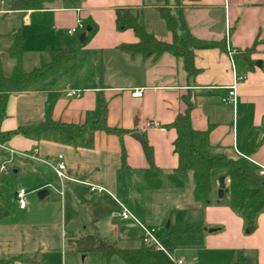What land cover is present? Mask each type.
Instances as JSON below:
<instances>
[{"label":"crops","instance_id":"crops-1","mask_svg":"<svg viewBox=\"0 0 264 264\" xmlns=\"http://www.w3.org/2000/svg\"><path fill=\"white\" fill-rule=\"evenodd\" d=\"M9 1L0 0V58L6 77L16 65L8 55L14 31L23 38L26 72L49 62L48 49L76 44V58L34 90L10 96L0 120V144L14 151H5L7 166L17 168L20 179L30 176L36 190H48L46 197L54 192L65 208L63 214L51 215V209L27 200L22 210L14 192L7 214H0V261L124 264L118 258L107 263L99 253H79L74 243L94 232L120 249H140L139 224L155 228L158 223L156 235L184 264H233L239 251L264 264V214L256 231L246 235L243 218L219 201L220 172L214 202H198L192 175L182 180L177 174V132L169 128L191 101L193 128L209 131V154L242 158L264 168V0H170L173 13L182 14L195 38L226 46L196 50L194 75L188 74L182 58L169 53L154 61L119 50L138 38L132 29H118V9H141L146 30L160 41L173 42L156 0H80L75 7L56 1L37 11H10ZM228 42L236 52V73L246 76L238 85L235 106L222 101L234 81ZM72 90L80 96H68ZM137 90L142 97H132ZM46 123L84 128L85 133L67 143L55 132L9 136ZM152 123L162 129L150 127ZM138 137L152 148L151 158ZM60 155L68 176L63 195L52 168L42 162L55 163ZM90 184L107 192H92ZM120 203L137 222L121 217ZM156 251L150 264H172L164 252L165 260H157Z\"/></svg>","mask_w":264,"mask_h":264},{"label":"trees","instance_id":"trees-1","mask_svg":"<svg viewBox=\"0 0 264 264\" xmlns=\"http://www.w3.org/2000/svg\"><path fill=\"white\" fill-rule=\"evenodd\" d=\"M56 1H61L70 7L78 6L80 2V0H10L8 10H43ZM156 2L161 7L160 16L167 29L173 33V42L160 41L146 30L141 9H118L116 11L118 29H132L138 38V42L135 44L119 47L120 51L132 57L142 56L154 61L161 55L169 53L182 58L188 74L194 75L197 72L194 66V52L196 50L226 49L224 44L195 38L189 32L182 14L173 13L170 0H156ZM179 32H183L184 35H180ZM11 36L13 44L8 49V55L16 60V65L13 68L12 75L6 77L0 58V120L4 115L10 96L34 90L42 83L61 74L76 58V44H71L60 50L48 49L49 62L26 72L23 69L24 49L21 32L19 30L14 31ZM193 108V103L187 101L185 112L179 114L169 126L177 132V138L174 142V152L179 160L177 174L182 180H187L192 175L195 185V199L200 203L210 205L216 197V172H220L221 176L226 177L229 182L226 185L224 197L219 201L225 202L236 214L243 218L244 232L246 235H251L257 229L258 217L264 214V175L260 174L259 167L242 158H233L223 154H209L206 151L209 131H198L193 128L191 123ZM31 132L38 134L55 132L60 135L63 142L67 143L82 137L85 129L46 123L33 130L19 129L9 133V136L16 133L28 134ZM138 139L146 156L151 158L152 148L147 140L140 137ZM0 142H4V140L1 139ZM7 159H9V153L0 149V167L2 162ZM124 159L125 153L123 151ZM19 177V170L13 166H7L4 172H0V204L8 209L12 204L6 199L4 188L13 189L16 192ZM2 218L0 216V221ZM74 244L77 252L82 254L99 253L107 263H110L113 258H118L124 264H150L153 251L152 248H148L144 244L140 249H120L116 243L109 242L94 232H88L76 240ZM8 263L0 261V264ZM233 264L256 263L250 260L243 251H239Z\"/></svg>","mask_w":264,"mask_h":264},{"label":"built area","instance_id":"built-area-1","mask_svg":"<svg viewBox=\"0 0 264 264\" xmlns=\"http://www.w3.org/2000/svg\"><path fill=\"white\" fill-rule=\"evenodd\" d=\"M79 28H82L81 23L79 24ZM70 33H72V34L76 33V29H72L70 31ZM227 54H228V57H229L231 64H232V69L234 72V81H233V84L228 88V92H227L226 96L222 99V101H223V103H225L227 105L235 106L237 103V97H238V90H237L238 85L246 79V76L245 75H238L236 73V67H235L236 52L230 47L229 42L227 44ZM142 95H143L142 91L137 90L132 94V97L140 98V97H142ZM68 96L79 97L80 94L77 91L72 90V91L68 92ZM149 126L150 127L153 126V127H157L159 129H162L161 127H158L156 125V123L149 124ZM0 149L9 152L11 155L14 154V151L6 149V147L3 144H0ZM27 158L37 159L36 157H33V156L32 157L30 156ZM42 162L47 164L48 166H50L52 168L56 178L59 180V184H60L59 193L61 195H63L64 183L66 180H68V176L66 175L67 165H66V162L64 160V157L62 155H60L58 157V160L55 163H52L50 161H45V160H42ZM8 164H9V162H7V161L2 163V165L0 167V172H4L6 170V167ZM259 168H260V174L264 175V168L263 167H259ZM89 186H90V190L92 192H97V193L107 192V190L103 187H100L97 185H91V184ZM27 196H28V192L24 188H19L16 190L15 202H16L17 206L19 207V209L24 210L28 206ZM119 205H120V209H121L120 215L124 220L133 219L137 222L136 218L129 211V209L127 207H125L121 203ZM139 226L142 230V242L146 247L152 248V249L157 250V251L164 252L171 259L172 264H184V262L182 260L174 259L170 255L169 251L166 249V247L162 244V242L160 241V239L156 235L157 230L155 228L147 227V226H144L142 224H139Z\"/></svg>","mask_w":264,"mask_h":264},{"label":"rangeland","instance_id":"rangeland-1","mask_svg":"<svg viewBox=\"0 0 264 264\" xmlns=\"http://www.w3.org/2000/svg\"><path fill=\"white\" fill-rule=\"evenodd\" d=\"M184 35V33L182 34V36ZM129 55V54H128ZM131 56V55H130ZM31 177H22L21 179H19V182L16 186V189L19 188H24L27 192H29L28 196H27V200L30 201L32 203V205H34V207L36 206L39 209H43V210H49L51 209L52 211H49V213L51 215H56V214H63L65 211V208H63V204L60 203V198L54 193L51 192V194L46 197L44 200L39 199L38 197V192L39 190H36L34 186H32V182H30ZM5 191V197L6 199H8L9 201L12 202L13 199V195H14V190L13 189H9V188H4ZM13 213L15 212L12 211ZM0 214H7L5 212V207L0 204ZM155 228L158 230H161V225H159L158 223L154 224ZM163 252L160 251H156L155 253H153L154 256H156L157 260H165L164 255L162 254ZM91 258V257H90ZM95 260L90 261V263H93ZM116 261L118 263H122L121 261H118L116 259ZM88 263V262H86ZM89 264V263H88Z\"/></svg>","mask_w":264,"mask_h":264},{"label":"water","instance_id":"water-1","mask_svg":"<svg viewBox=\"0 0 264 264\" xmlns=\"http://www.w3.org/2000/svg\"><path fill=\"white\" fill-rule=\"evenodd\" d=\"M87 31H90V28L87 29ZM86 38V33H83L80 41L84 42ZM219 184V190H218V198L222 199L226 193V177L222 176L218 179ZM49 194L48 190H41L38 192L39 199L43 200L47 195Z\"/></svg>","mask_w":264,"mask_h":264}]
</instances>
